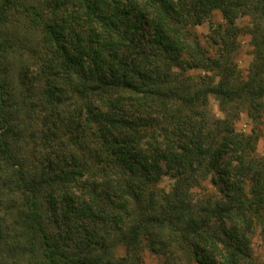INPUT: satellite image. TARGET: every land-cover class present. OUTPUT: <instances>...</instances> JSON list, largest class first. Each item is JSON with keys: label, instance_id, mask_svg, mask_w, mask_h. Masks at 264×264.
Segmentation results:
<instances>
[{"label": "trees", "instance_id": "1", "mask_svg": "<svg viewBox=\"0 0 264 264\" xmlns=\"http://www.w3.org/2000/svg\"><path fill=\"white\" fill-rule=\"evenodd\" d=\"M263 117L264 0H0V264H264Z\"/></svg>", "mask_w": 264, "mask_h": 264}, {"label": "rangeland", "instance_id": "2", "mask_svg": "<svg viewBox=\"0 0 264 264\" xmlns=\"http://www.w3.org/2000/svg\"><path fill=\"white\" fill-rule=\"evenodd\" d=\"M250 18L243 17L240 18L237 22L243 28L242 34L239 38V48L235 53V61L238 65V69L241 72L242 76H246L249 70V67L252 63L253 56L252 51L253 47L250 43V34L246 32V25L249 23ZM223 17L221 12L216 11L210 21H206L200 25L194 27V31L198 34L199 39L201 40L204 46H209L210 44V35H211V25L213 23H223ZM195 77L203 74V72L199 69L192 70L188 72ZM210 108L212 111L220 118L224 117L223 112L220 110L219 104L217 100L211 96L210 97ZM252 122L248 118L246 114H242L240 118L235 122V127L237 130H242L245 132H250L252 129ZM261 134L259 135L258 143H257V152L259 155L264 156V117L261 121ZM173 183V180L170 177H164L161 181V186H163L166 190H169ZM206 187L209 188V191H215V188L209 183L206 182ZM200 192V190H197ZM252 248L254 252V256L259 262L264 263V236L261 233V228L256 227L252 233ZM144 264H159V258L153 253L147 252L145 256Z\"/></svg>", "mask_w": 264, "mask_h": 264}]
</instances>
